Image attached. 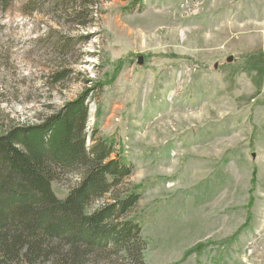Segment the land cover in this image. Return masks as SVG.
Returning <instances> with one entry per match:
<instances>
[{"label":"rangeland","instance_id":"374dc122","mask_svg":"<svg viewBox=\"0 0 264 264\" xmlns=\"http://www.w3.org/2000/svg\"><path fill=\"white\" fill-rule=\"evenodd\" d=\"M76 2L0 0V135L88 93V145L134 166L145 264H264V0H84L78 23Z\"/></svg>","mask_w":264,"mask_h":264},{"label":"trees","instance_id":"16d2710c","mask_svg":"<svg viewBox=\"0 0 264 264\" xmlns=\"http://www.w3.org/2000/svg\"><path fill=\"white\" fill-rule=\"evenodd\" d=\"M78 1L76 23L87 6ZM87 97L0 135V264H145L142 226L129 216L141 191H120L134 166L97 131L88 145ZM67 174L78 181L60 198L52 185Z\"/></svg>","mask_w":264,"mask_h":264},{"label":"water","instance_id":"95a60500","mask_svg":"<svg viewBox=\"0 0 264 264\" xmlns=\"http://www.w3.org/2000/svg\"><path fill=\"white\" fill-rule=\"evenodd\" d=\"M234 61V57L233 56H231V57H229L228 59H227V62L228 63H232ZM138 64L139 65H143L144 64V57L143 56H140V57H138ZM217 67V66H216Z\"/></svg>","mask_w":264,"mask_h":264}]
</instances>
